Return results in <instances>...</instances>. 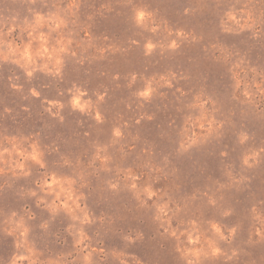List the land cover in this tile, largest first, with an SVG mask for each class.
<instances>
[{
  "label": "rangeland",
  "instance_id": "374dc122",
  "mask_svg": "<svg viewBox=\"0 0 264 264\" xmlns=\"http://www.w3.org/2000/svg\"><path fill=\"white\" fill-rule=\"evenodd\" d=\"M0 264H264V0H0Z\"/></svg>",
  "mask_w": 264,
  "mask_h": 264
}]
</instances>
